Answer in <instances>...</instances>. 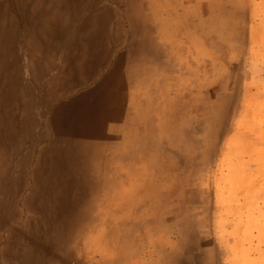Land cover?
Returning <instances> with one entry per match:
<instances>
[{
    "label": "rangeland",
    "instance_id": "374dc122",
    "mask_svg": "<svg viewBox=\"0 0 264 264\" xmlns=\"http://www.w3.org/2000/svg\"><path fill=\"white\" fill-rule=\"evenodd\" d=\"M257 5L0 0V264H264L263 233L203 211L197 243L179 207L210 185Z\"/></svg>",
    "mask_w": 264,
    "mask_h": 264
},
{
    "label": "crops",
    "instance_id": "0c3cea01",
    "mask_svg": "<svg viewBox=\"0 0 264 264\" xmlns=\"http://www.w3.org/2000/svg\"><path fill=\"white\" fill-rule=\"evenodd\" d=\"M249 1L258 4L252 15L249 12L245 31L248 36L245 50L252 63L242 74L240 71L234 74V65L227 62L226 142L215 145L221 147L220 151L211 150L209 187H203L200 182L185 192L190 199L179 204L187 214L183 226H199L194 236L197 243L202 242L203 211H209L210 218L217 222L223 220L224 214L226 227L233 236L247 230L256 236L257 232L264 234V27L261 26L264 13L259 10L264 8V0ZM235 99L242 102L235 105ZM190 212H193L192 220L188 218Z\"/></svg>",
    "mask_w": 264,
    "mask_h": 264
}]
</instances>
